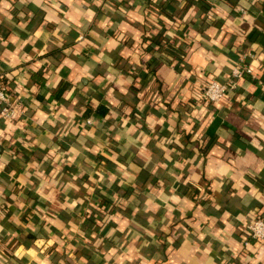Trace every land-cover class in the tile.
I'll list each match as a JSON object with an SVG mask.
<instances>
[{"label": "crops", "instance_id": "crops-1", "mask_svg": "<svg viewBox=\"0 0 264 264\" xmlns=\"http://www.w3.org/2000/svg\"><path fill=\"white\" fill-rule=\"evenodd\" d=\"M263 5L0 0V264H264Z\"/></svg>", "mask_w": 264, "mask_h": 264}, {"label": "built area", "instance_id": "built-area-1", "mask_svg": "<svg viewBox=\"0 0 264 264\" xmlns=\"http://www.w3.org/2000/svg\"><path fill=\"white\" fill-rule=\"evenodd\" d=\"M246 74H252V68L248 63L236 64L232 66L226 81L221 82L216 79L208 80L201 87V96L209 102H217L233 89L238 79ZM19 109L17 104H12L9 100V92L0 74V121L11 119ZM249 238L264 242V218L258 216L246 225ZM249 239L245 240L248 243Z\"/></svg>", "mask_w": 264, "mask_h": 264}, {"label": "trees", "instance_id": "trees-1", "mask_svg": "<svg viewBox=\"0 0 264 264\" xmlns=\"http://www.w3.org/2000/svg\"><path fill=\"white\" fill-rule=\"evenodd\" d=\"M263 8H264V5H263ZM94 111L97 115L102 116V115H105V113L108 111V108L105 105L101 104V105H98V107H96Z\"/></svg>", "mask_w": 264, "mask_h": 264}]
</instances>
